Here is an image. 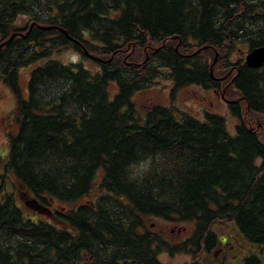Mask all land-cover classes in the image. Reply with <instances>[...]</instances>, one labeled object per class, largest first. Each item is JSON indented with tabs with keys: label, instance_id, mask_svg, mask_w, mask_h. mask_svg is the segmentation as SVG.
Masks as SVG:
<instances>
[{
	"label": "trees",
	"instance_id": "16d2710c",
	"mask_svg": "<svg viewBox=\"0 0 264 264\" xmlns=\"http://www.w3.org/2000/svg\"><path fill=\"white\" fill-rule=\"evenodd\" d=\"M260 46L264 0H0V80L16 97L0 154V264H164V251L216 264L225 236L224 255L250 249L243 264H263L264 64L241 55ZM71 49L97 70L55 56ZM32 64L25 97L19 70ZM160 79L172 93L228 83L235 135L216 112L138 106ZM154 217L194 229L171 244Z\"/></svg>",
	"mask_w": 264,
	"mask_h": 264
},
{
	"label": "rangeland",
	"instance_id": "374dc122",
	"mask_svg": "<svg viewBox=\"0 0 264 264\" xmlns=\"http://www.w3.org/2000/svg\"><path fill=\"white\" fill-rule=\"evenodd\" d=\"M29 21L28 16L21 15L17 20L18 26H24ZM242 56H244L245 52L248 49H241ZM216 52L215 58L218 56ZM61 61L65 63H82L87 68H91L93 70H97L98 65L95 61L90 58L83 57L81 54L74 50H65L60 54L55 55ZM237 55H234L235 58ZM213 60V62H214ZM217 61L215 62V64ZM214 64V66H215ZM213 66V68H214ZM34 68V64L25 66L20 68L19 70V80L22 87V91L25 97L28 96V85L30 79V73ZM224 86V85H223ZM221 89H225V97L227 94V89L229 87L228 83ZM110 91L115 93L117 91L116 83H111ZM173 92V83L170 80L160 79L152 87L137 92L134 95V102L143 108H146L147 105L150 104H162V105H172L174 104L176 107H179L181 110L188 111L200 119H204L205 111H212L223 115L226 118L227 129L230 134L235 135L236 133V125L238 123L237 118L233 115L231 110L228 107L229 97L224 98L218 92H216L213 88H206L201 85H191L188 87H184L177 91ZM174 94V96H172ZM229 96V94H227ZM16 105V97L12 92L11 88L7 86L3 80H0V154L5 157V151L7 146V121L9 114L14 110ZM264 121V119H262ZM14 132L17 131V125L12 126ZM264 131V122L258 123V127ZM7 152V151H6ZM99 180V177H98ZM90 197H86L82 201L90 200ZM17 201L20 205H23L24 209L37 217V214H34L33 210L28 208L24 204V200L17 198ZM53 208H58L61 205L60 202L53 201ZM27 207V208H25ZM43 214V213H42ZM46 218H49L47 215ZM147 223H149L153 230H155L158 234H160L167 242L171 244H176L186 237L189 236L190 232L194 229L193 222H175L168 221L162 218L154 217L147 219ZM161 261L164 264H186L190 261L191 256L187 253H176L169 254L168 252L160 253Z\"/></svg>",
	"mask_w": 264,
	"mask_h": 264
},
{
	"label": "flooded vegetation",
	"instance_id": "af4514ba",
	"mask_svg": "<svg viewBox=\"0 0 264 264\" xmlns=\"http://www.w3.org/2000/svg\"><path fill=\"white\" fill-rule=\"evenodd\" d=\"M216 92H218L221 96H222V90L219 92L218 90L214 89ZM228 239L226 236L223 237V239H219V247L218 250L215 252V257L219 258V261L216 264H243V258L246 255H249L248 253L253 252L250 249H247L246 251L243 249V253L241 252V254L239 255H224L225 253V246L224 242L225 240ZM229 241V239H228ZM222 245V246H221ZM261 257H262V263L264 264V247L262 248V252H261ZM240 258V259H238ZM204 264H213V262L208 263V262H204Z\"/></svg>",
	"mask_w": 264,
	"mask_h": 264
},
{
	"label": "water",
	"instance_id": "95a60500",
	"mask_svg": "<svg viewBox=\"0 0 264 264\" xmlns=\"http://www.w3.org/2000/svg\"><path fill=\"white\" fill-rule=\"evenodd\" d=\"M245 62L249 67L260 68L264 64V46L255 47L249 49L245 54ZM217 61V57L211 65V70L213 71V66ZM223 97H225V89L222 91Z\"/></svg>",
	"mask_w": 264,
	"mask_h": 264
}]
</instances>
